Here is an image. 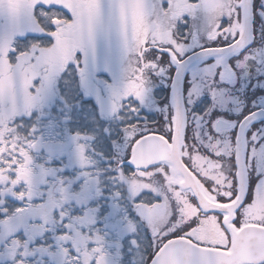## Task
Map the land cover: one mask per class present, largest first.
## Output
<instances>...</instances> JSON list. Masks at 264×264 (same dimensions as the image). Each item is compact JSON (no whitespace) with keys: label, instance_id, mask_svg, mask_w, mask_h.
<instances>
[{"label":"snow or ice","instance_id":"obj_1","mask_svg":"<svg viewBox=\"0 0 264 264\" xmlns=\"http://www.w3.org/2000/svg\"><path fill=\"white\" fill-rule=\"evenodd\" d=\"M0 264H264V0H0Z\"/></svg>","mask_w":264,"mask_h":264},{"label":"rangeland","instance_id":"obj_2","mask_svg":"<svg viewBox=\"0 0 264 264\" xmlns=\"http://www.w3.org/2000/svg\"><path fill=\"white\" fill-rule=\"evenodd\" d=\"M99 0H87V3L89 4H93V3H98Z\"/></svg>","mask_w":264,"mask_h":264}]
</instances>
